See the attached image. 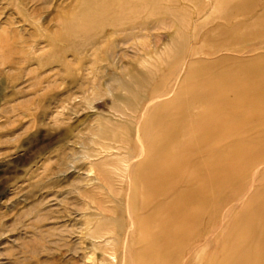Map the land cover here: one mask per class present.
<instances>
[{"label": "rangeland", "instance_id": "374dc122", "mask_svg": "<svg viewBox=\"0 0 264 264\" xmlns=\"http://www.w3.org/2000/svg\"><path fill=\"white\" fill-rule=\"evenodd\" d=\"M101 2L0 0V264H264V0Z\"/></svg>", "mask_w": 264, "mask_h": 264}, {"label": "bare ground", "instance_id": "6f19581e", "mask_svg": "<svg viewBox=\"0 0 264 264\" xmlns=\"http://www.w3.org/2000/svg\"><path fill=\"white\" fill-rule=\"evenodd\" d=\"M98 8L96 9V16L99 17L100 19L96 23H103V25L111 28H118L117 26H120V0H107V2L103 3L101 2L100 4L96 5ZM95 7V6H94ZM96 8V7H95ZM99 9V10H98ZM83 10V9H82ZM91 11V10H90ZM101 13V15H99ZM105 13L108 14H118V18L116 20H101L103 18V15ZM123 13V11H122ZM134 14V13H133ZM95 23V20L93 21V24ZM120 29V27L118 28ZM115 32V31H114ZM8 52V51H7ZM4 58V57H3ZM6 61V60H5ZM200 61V60H199ZM211 97V95H210ZM199 99V98H197ZM201 99V98H200ZM153 103V101H151ZM168 103V102H167ZM157 122V121H156ZM173 137V136H172ZM153 151V150H152ZM132 229V228H131ZM179 232V231H178ZM169 234V233H168ZM171 234V233H170ZM123 261V260H122Z\"/></svg>", "mask_w": 264, "mask_h": 264}]
</instances>
